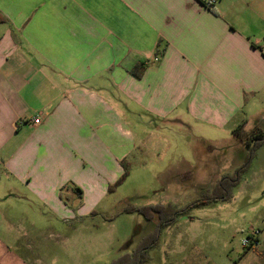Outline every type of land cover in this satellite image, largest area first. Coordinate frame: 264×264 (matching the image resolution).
<instances>
[{
  "label": "crops",
  "instance_id": "obj_1",
  "mask_svg": "<svg viewBox=\"0 0 264 264\" xmlns=\"http://www.w3.org/2000/svg\"><path fill=\"white\" fill-rule=\"evenodd\" d=\"M263 107L264 0H0V222L15 189L61 219L94 211L121 160L145 159L148 121L202 138ZM201 227L178 218L145 264H264V230L243 248Z\"/></svg>",
  "mask_w": 264,
  "mask_h": 264
},
{
  "label": "rangeland",
  "instance_id": "obj_2",
  "mask_svg": "<svg viewBox=\"0 0 264 264\" xmlns=\"http://www.w3.org/2000/svg\"><path fill=\"white\" fill-rule=\"evenodd\" d=\"M258 115V122L263 123L264 129V107ZM148 122L160 133L152 140L150 135L146 136L143 142L147 153L145 159L140 160L139 153L136 159L134 157L129 177L102 198L94 212L84 214L82 218L61 219L32 200L27 192L15 189L16 197L3 206L8 210L11 224L0 222L3 235L0 263L112 264L125 252L133 250L155 226L154 221L141 213H118L123 206L166 204L170 200L184 204L201 196H211L214 190L221 188L223 176L233 172L239 177L230 198L192 209L189 218L195 219L201 228L232 233L238 246L243 247L242 240L253 231L259 232L260 240L264 230V142L249 157L247 167L241 170L247 141L239 133L223 135L208 130L209 137L199 138L202 135L195 125L192 128L191 125ZM246 132L252 133L248 129ZM204 138H211L214 143ZM209 146L215 150L208 157L209 163H205V156L197 154L203 155ZM227 189L224 186L219 193ZM5 192L3 189L2 197ZM262 241L264 245V238ZM162 243L163 238L161 246ZM159 249L150 252L154 260L156 253L152 252Z\"/></svg>",
  "mask_w": 264,
  "mask_h": 264
},
{
  "label": "trees",
  "instance_id": "obj_3",
  "mask_svg": "<svg viewBox=\"0 0 264 264\" xmlns=\"http://www.w3.org/2000/svg\"><path fill=\"white\" fill-rule=\"evenodd\" d=\"M164 48L156 52V56L159 57L163 54ZM145 70V65L136 64V66L131 70L136 76L140 77ZM247 119L242 120L237 126L234 132L239 133L244 136L247 141V149L245 151L244 162L240 164L241 170H244L247 165L246 162L249 157L254 153V151L263 144L264 142V129L263 123L257 122L251 130V135L245 131V126ZM137 152L132 153L130 156L121 160V165L123 166L122 175L108 187V193L114 192L117 187L123 184L129 177L132 168L134 166V157H138ZM133 156V157H131ZM237 169H235L236 172ZM238 177L234 172L230 175H224L220 181L221 188L214 190L213 195L201 196L199 198L189 200L185 204L179 205L174 202H167L166 204H150L145 206L138 205H127L123 206L118 213H132L138 212L145 216V218L155 222V226L151 232L144 235L142 239L137 243V245L131 251L125 252L121 257L115 260L112 264H145L151 260V250L158 249L161 247V242L163 238V232L170 225H172L178 218L181 217H191L190 212L195 208H203L206 206H211L217 203L220 199L228 200L231 196V189L238 183ZM227 187V190L220 192L223 187ZM82 195V190L79 189ZM94 212V211H93Z\"/></svg>",
  "mask_w": 264,
  "mask_h": 264
},
{
  "label": "built area",
  "instance_id": "obj_4",
  "mask_svg": "<svg viewBox=\"0 0 264 264\" xmlns=\"http://www.w3.org/2000/svg\"><path fill=\"white\" fill-rule=\"evenodd\" d=\"M202 2L205 5V7L212 9L215 6L217 0H202ZM155 60H158V57H156ZM34 123L39 124L40 119L39 118L34 119ZM258 233L259 232L253 231L252 233H250L252 234L251 236H248L245 239H243L242 240L243 247H252L254 245H258L259 242L256 241Z\"/></svg>",
  "mask_w": 264,
  "mask_h": 264
}]
</instances>
